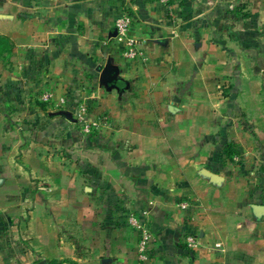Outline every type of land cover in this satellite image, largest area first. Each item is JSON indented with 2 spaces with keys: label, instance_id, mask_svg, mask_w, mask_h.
Wrapping results in <instances>:
<instances>
[{
  "label": "crops",
  "instance_id": "crops-1",
  "mask_svg": "<svg viewBox=\"0 0 264 264\" xmlns=\"http://www.w3.org/2000/svg\"><path fill=\"white\" fill-rule=\"evenodd\" d=\"M175 1V5L165 7L156 0H0V38L10 45V52L0 56V65L9 63L8 69L0 67V264H28L33 254L45 255L55 242L63 244L60 233L66 221L63 209L67 198L51 192L75 187L73 204L80 207L75 201L86 164L80 158L83 143L89 142L84 151L103 153L105 156L98 154L99 159L113 162L106 150L97 151L95 137L83 139L71 121L74 98L86 91L77 83L86 64L100 81L99 68L111 62L117 70L116 82L104 85L113 93L136 96L132 112L126 108L130 97L122 103L120 124L124 129L117 138L122 143L139 144L135 153L140 160L162 139V132L155 127L178 125L177 96L181 90L177 81L183 78L181 71L201 66L209 46L216 43L209 37L211 18L198 10L204 0ZM125 14L133 18L132 35L145 42L146 63L128 64L119 45H106L114 36L117 20ZM259 17L262 28L264 14L255 9L253 18ZM175 19L179 27L169 24ZM246 37L247 44L245 40L243 48L238 44L231 57L236 63L234 107L242 111L240 125L246 127L244 132L234 131L232 141L248 165L252 164L253 177L243 175L238 182L220 189L215 186L217 182L210 185L199 181L194 177L198 174L194 163L187 164L183 175L189 176L181 180V186H169L165 200L161 193L158 200L150 202L155 207L150 212L155 264H264V177L259 183L255 179L264 165V30H249ZM135 66L140 70L136 72ZM49 88H55L52 92L57 97H66L69 105L41 102ZM206 94L201 89V95ZM114 103L111 100L108 104L111 114L116 113ZM205 105L200 103L199 107L204 110ZM189 107L194 110V106ZM164 112L168 118L162 117ZM141 127L154 129L143 132ZM54 129L60 134L54 135ZM69 145L77 168L72 177L62 161ZM124 158L130 160V156ZM102 164L91 160V174L98 177ZM114 166L117 172L119 167L123 171V165ZM157 169L154 174L160 173ZM104 183L110 186L106 176ZM163 188L160 192L165 191ZM183 202L189 204L187 210L180 208ZM94 209L88 228L82 227L85 218L81 208L77 215L74 210V240L88 239L92 257L87 263L74 248V263L130 264L134 243L124 228L115 225L118 220L107 213L100 216L97 207ZM190 233L199 241L196 250L186 245L185 236ZM18 239L27 242L18 248Z\"/></svg>",
  "mask_w": 264,
  "mask_h": 264
},
{
  "label": "rangeland",
  "instance_id": "rangeland-1",
  "mask_svg": "<svg viewBox=\"0 0 264 264\" xmlns=\"http://www.w3.org/2000/svg\"><path fill=\"white\" fill-rule=\"evenodd\" d=\"M156 1L165 7L170 6V0L165 2L163 0ZM175 2V0H172L171 4L175 5ZM255 9H258L260 14L262 12L264 14V0H204L199 3V12L204 17L208 16L211 18L210 23L212 22L213 26H210L209 37L215 41L216 46H209L208 56L204 57L202 65L198 66L199 68L192 67L191 71L186 69L181 71L183 78L177 81V85L181 90L177 96V102L180 104L176 115L178 125L174 127H155L156 130L159 129L162 132V139L155 144L154 151L142 157L144 159L140 160L135 153L136 147L140 146L139 144L122 143L117 138V136H121L124 129L122 124H120L121 115L124 114L122 103L130 97L131 104L126 106V108L128 107L129 111L132 112L135 109L134 104L136 101L134 100L136 96H127V94L124 95L120 91H115V93H113L114 91H109V87L100 83L96 72L87 64L85 66L87 68L84 70L85 73H82L81 81H77V83H81L80 86L86 91H84V94L77 95L79 97L74 98L73 103L87 104L90 109V118L99 121L101 126L99 130L86 135L79 129L74 111L72 113L73 118L70 120H74V128L77 134L82 136L83 139L95 137L97 142L94 143L97 145V151L103 152L106 150L107 156L113 158L112 163L104 158L101 160V158H98V154L103 156V153L93 150L95 152L94 155V152L84 151L87 150L88 140L87 143L82 144L83 152H81L80 158L86 164L84 163L83 165L82 186H76V193L79 194V197L75 201L76 206L80 204V207H77L81 208V213L85 218L82 227L83 225L87 228L89 227L88 219L96 207L100 216L107 213L115 220H118L115 225L124 228L126 236L130 238L132 244L134 243L130 264H155L151 255L155 231L151 224L150 213L155 207L150 202L153 199L158 200L161 193L163 196L161 197L162 200H165V196L170 189L169 186H173V188L181 186V180L189 176L183 175L187 164L191 165L194 163L196 173H198L194 177L199 181L204 180L210 185L217 182L215 186L220 189L221 187L225 188V184L229 182H238V179L243 178V175H246L247 178L253 177L251 175L253 172L251 171L252 164L249 166L248 161L241 153L230 157L224 154L223 151L230 143L238 148L236 143L232 141L234 131L237 134V130L244 132L246 128L240 125L243 120L242 111L234 107L236 99L233 97V90L237 89V81L234 77L236 63L231 61V57L238 44L241 48H243V40L247 44L248 39L246 36L247 33L249 34V30H264L263 25L261 28V22L263 21L261 17L253 18ZM129 16L132 18L131 15ZM169 24H171V27H179V21L176 19L169 21ZM225 58L228 59L226 62ZM0 67L1 69H8L9 63L3 61ZM134 68L136 72L140 70L138 66ZM87 86L92 88H87ZM201 89H204L207 94L201 95ZM52 90L55 91V88H49L50 92ZM111 100H114V104L117 105L116 113L114 114L108 111V104ZM41 102L43 101L41 100ZM200 103L206 104L204 110L199 107ZM189 105L194 106V110L190 109ZM168 115V112H164L162 117L168 118ZM139 129L146 132L147 130L152 131L154 128L141 127ZM54 130V135L60 134L57 129ZM111 136H114L113 139ZM108 137L112 139L109 142L106 141ZM52 149L54 150V148ZM64 152L62 161L65 162L66 173L72 177L74 172L77 171L72 146H67ZM191 152L194 153L193 157H189ZM124 156H130V160H125ZM91 160L103 162L102 165H99L101 169L98 177H96V173H93L94 175L91 174L90 169L92 168L89 165ZM113 163L116 166L123 165V171L119 167L117 172ZM156 169L160 171L159 174H154ZM122 174H124L123 180L121 178ZM90 176L93 178L91 179ZM105 176L108 177L110 186L103 184ZM263 177L264 165H261L258 169V176L255 179L259 183ZM246 180L248 183L250 182L249 179ZM154 186L159 187L154 190ZM161 186L164 187L163 189L166 192H160ZM48 187L51 188L52 186ZM74 188L65 186L64 191L51 192V194H55V197L57 195H65L67 198V205L63 209L66 221L60 233L63 244L57 245L55 242L48 254H33L34 257L28 264L50 262L53 259L66 260L71 264V262H75L73 260V257H75L73 254L74 248L81 252L82 258L85 259L83 261L87 263L91 261V244L89 240L84 238L74 240L73 213L76 209L77 215L78 211V208H75L73 204ZM90 188L93 190L90 191ZM43 192L49 191L44 189ZM28 195L32 198L31 190ZM145 212L147 215H145ZM135 217L144 223V232L151 236L146 260H142L139 253L142 231L133 225ZM67 241L70 243L69 246ZM26 242V240L18 239L17 247H23L21 245ZM77 245H79V248ZM59 247L61 248L60 253H58ZM18 260L22 261L20 257ZM24 261L28 262L27 258L22 262Z\"/></svg>",
  "mask_w": 264,
  "mask_h": 264
},
{
  "label": "built area",
  "instance_id": "built-area-1",
  "mask_svg": "<svg viewBox=\"0 0 264 264\" xmlns=\"http://www.w3.org/2000/svg\"><path fill=\"white\" fill-rule=\"evenodd\" d=\"M168 1V0H163ZM132 30V18L125 14L121 16L115 24L114 36L106 43L119 45L121 47V53L123 59L128 64L146 63L148 56L144 48V40L142 38L133 36ZM42 101L45 103L57 102L59 106L69 105V101L66 97H57L55 93L48 92L42 96ZM74 116L79 126V129L83 134L89 135L100 129V122L92 120L90 118L89 106L85 103H76L74 105ZM181 208L187 210L189 208L188 203H182ZM145 215L147 213L145 212ZM135 228L142 231V238L139 243V253L142 260L147 259V249L150 243L151 236L144 232V223L135 217ZM186 245L191 250H196L199 247V241L195 234L190 233L185 237Z\"/></svg>",
  "mask_w": 264,
  "mask_h": 264
},
{
  "label": "trees",
  "instance_id": "trees-1",
  "mask_svg": "<svg viewBox=\"0 0 264 264\" xmlns=\"http://www.w3.org/2000/svg\"><path fill=\"white\" fill-rule=\"evenodd\" d=\"M171 1L172 0H170L169 4H171ZM9 49H10L9 41L5 40L4 38H0V56L3 57L5 53H9L10 52ZM223 153L232 157L234 154H240V151L238 150V148H236L233 144L230 143L226 146ZM50 264H65V262L53 260L50 262ZM71 264H75V263L71 262Z\"/></svg>",
  "mask_w": 264,
  "mask_h": 264
},
{
  "label": "water",
  "instance_id": "water-1",
  "mask_svg": "<svg viewBox=\"0 0 264 264\" xmlns=\"http://www.w3.org/2000/svg\"><path fill=\"white\" fill-rule=\"evenodd\" d=\"M101 71L100 82L105 85H113L116 82L117 70L112 66L111 62H108L104 68H99ZM39 264H45L40 262Z\"/></svg>",
  "mask_w": 264,
  "mask_h": 264
}]
</instances>
